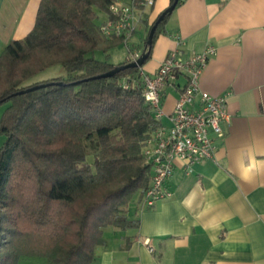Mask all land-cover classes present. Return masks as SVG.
<instances>
[{
	"label": "trees",
	"instance_id": "1",
	"mask_svg": "<svg viewBox=\"0 0 264 264\" xmlns=\"http://www.w3.org/2000/svg\"><path fill=\"white\" fill-rule=\"evenodd\" d=\"M115 1L40 0L33 29L0 54V105L9 104L0 119V264H93L107 229L139 226L129 213L149 186L144 150L161 125L144 99L140 69L169 15L150 45L155 20L141 44H129L131 37L125 45L129 55L148 53L141 68L91 79L132 62L110 63L109 51L122 43L99 32L105 17L97 14ZM54 66L66 76L28 83Z\"/></svg>",
	"mask_w": 264,
	"mask_h": 264
},
{
	"label": "crops",
	"instance_id": "2",
	"mask_svg": "<svg viewBox=\"0 0 264 264\" xmlns=\"http://www.w3.org/2000/svg\"><path fill=\"white\" fill-rule=\"evenodd\" d=\"M169 2L154 0L147 9L138 44ZM39 3L0 0L1 51L33 29ZM207 47L215 54L200 89L226 97L225 137L215 141L213 159L189 174L177 162L166 181L169 198L150 209L131 206L137 229H107L93 264H264V0H179L142 71L154 76L173 50L189 57ZM130 58L127 52L112 64ZM184 82L180 76L163 90L161 125L170 124ZM145 239L153 252L141 244Z\"/></svg>",
	"mask_w": 264,
	"mask_h": 264
},
{
	"label": "built area",
	"instance_id": "3",
	"mask_svg": "<svg viewBox=\"0 0 264 264\" xmlns=\"http://www.w3.org/2000/svg\"><path fill=\"white\" fill-rule=\"evenodd\" d=\"M154 0H128L126 3L114 2L104 15L99 27L100 34L107 39H118L125 46L142 24L147 9ZM215 54L212 47L189 57H182L177 51H171L161 62L154 76L140 69L144 82L143 96L160 121L162 92L182 76L184 85L179 88L168 126L160 125L147 141L144 158L150 168V183L144 192L142 208L150 209L171 193L166 181L171 177L177 162H180L186 174L194 165L213 159L216 140L225 137L223 123H228L229 115L225 111V96H212L200 89V77L209 60ZM141 56V52L131 55L132 62ZM148 251L153 252L148 239L141 242Z\"/></svg>",
	"mask_w": 264,
	"mask_h": 264
},
{
	"label": "rangeland",
	"instance_id": "4",
	"mask_svg": "<svg viewBox=\"0 0 264 264\" xmlns=\"http://www.w3.org/2000/svg\"><path fill=\"white\" fill-rule=\"evenodd\" d=\"M97 21H101L103 19V16L101 13L97 14ZM138 34L139 31H136V33L134 34V36L131 38V40L129 41V44H138ZM2 53V51L0 50V54ZM127 54L126 48L123 44H120L118 46H116L114 49H112L111 51H109V62L110 63H118L119 59H121V56H123V54ZM92 56L99 61L105 60V54L100 51V50H95L92 54ZM66 76V72L65 70L61 67V66H54L51 67L49 69H47L46 71L40 73L39 75H37L36 77H34L31 81H29L28 83H35V82H40V81H45L51 78H56V77H63ZM8 103H4L0 105V119L1 116L3 114V112L5 111V109L8 107ZM4 141L3 136L0 135V147L2 145ZM88 163H92V159L89 158L86 160ZM3 252V249H0V254ZM18 264H50V262L47 259L44 258H22L20 259Z\"/></svg>",
	"mask_w": 264,
	"mask_h": 264
},
{
	"label": "water",
	"instance_id": "5",
	"mask_svg": "<svg viewBox=\"0 0 264 264\" xmlns=\"http://www.w3.org/2000/svg\"><path fill=\"white\" fill-rule=\"evenodd\" d=\"M178 2H179V0H173L172 4L170 6H168L157 17V19L155 20L154 24L152 25V27L150 28V30L148 32L147 41H146L147 45L151 44L153 36H154V33H155V30H156L158 24L160 22H162L167 15H169V16L171 15V13L175 9V7L178 4ZM147 57H148V53L143 51L141 53V56L135 62H129L127 64L115 67L113 70H111V71H109V72H107L105 74H102L100 76H96L94 78H91V79L109 78V77H112L115 73H118V72L126 70V69L141 68L144 65V62L146 61ZM48 85H51V84H48ZM57 85H60V84H57ZM45 86H46L45 84L36 85V86L30 87V88H27L25 90H21V91L17 92L15 95H22V94L37 90L39 88L45 87Z\"/></svg>",
	"mask_w": 264,
	"mask_h": 264
}]
</instances>
